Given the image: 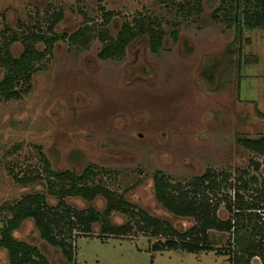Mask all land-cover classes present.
<instances>
[{"label": "rangeland", "instance_id": "obj_1", "mask_svg": "<svg viewBox=\"0 0 264 264\" xmlns=\"http://www.w3.org/2000/svg\"><path fill=\"white\" fill-rule=\"evenodd\" d=\"M172 4L0 0V44L13 34L54 36L50 17L64 14L55 28L62 38L38 63L31 92L21 100L0 98V221L15 201L28 194L43 193L51 205L57 204L45 179L28 187L17 181L39 173L45 178L41 154L59 172L80 174L94 165L97 183L178 230L190 228L193 221L174 217L158 203L156 173L185 182L209 168L235 174L251 159L263 162L264 170V159L238 143L264 134V30L246 31L236 49L235 29L213 18V9L205 6L203 14L187 18ZM104 11L119 22L107 27L113 37L124 22L140 14L160 18L168 35L163 48L154 54L148 39L140 38L123 59L100 60L97 35ZM174 23L179 24L178 42L170 37ZM82 28H90L89 45L68 38ZM23 50L22 42L11 47L16 58ZM66 202L81 210L106 208L103 198ZM127 220L120 213L111 216L117 226ZM15 236L38 247L50 262L66 264L60 251L41 241L33 221L25 222ZM105 238L99 224L91 237L78 238L77 264H229L227 257L215 253H155L151 248L159 239L143 234ZM8 261L0 248V264Z\"/></svg>", "mask_w": 264, "mask_h": 264}, {"label": "trees", "instance_id": "obj_2", "mask_svg": "<svg viewBox=\"0 0 264 264\" xmlns=\"http://www.w3.org/2000/svg\"><path fill=\"white\" fill-rule=\"evenodd\" d=\"M172 6L189 18L200 16L207 6L214 10L213 18L223 19L236 31L233 48L241 43L246 31L264 30V0H185ZM179 14V13H178ZM112 12H103V22L97 38L101 43L100 60L123 59L132 43L147 38L154 54L163 48L167 33L160 18L140 14L133 21H126L116 37L110 33V24L119 22ZM63 12L52 15L49 31L29 32L21 38L9 36L0 44V98L5 101L21 100L32 90V80L37 65L51 54L56 42L62 37L55 28L63 19ZM172 41L180 40L179 24H172ZM90 28H82L69 40L89 45ZM66 37V36H65ZM22 42L23 53L16 58L11 52L14 43ZM40 44L44 51H40ZM42 47V46H41ZM247 151L264 159V134L258 138L239 139ZM47 174L42 173L17 178L24 187L45 179L46 186L56 205H51L43 193L23 196L9 207L7 217L0 221V248L8 254V264H55L48 260L36 246L19 241L15 234L27 221H33L40 239L60 251L66 264H77L76 241L91 237L93 227L101 226L102 237L127 239L136 233L159 239L151 251H176L189 254L215 253L228 258L229 264H264V175L263 162L251 159L245 169L235 174L209 168L202 175L185 182H173L172 178L158 172L154 175V194L158 203L171 215L189 219L188 229H176L167 221L153 217L131 204L124 195L118 194L102 183H97L98 173L94 165L82 173L72 170L55 171L45 154H41ZM68 198H80L87 203L98 198L106 201L103 212L94 207L77 209L66 202ZM120 213L128 218L122 226L112 223L111 216ZM106 239V238H105Z\"/></svg>", "mask_w": 264, "mask_h": 264}]
</instances>
